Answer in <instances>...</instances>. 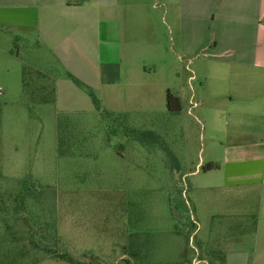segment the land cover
Returning <instances> with one entry per match:
<instances>
[{"label": "rangeland", "instance_id": "rangeland-1", "mask_svg": "<svg viewBox=\"0 0 264 264\" xmlns=\"http://www.w3.org/2000/svg\"><path fill=\"white\" fill-rule=\"evenodd\" d=\"M127 4L119 30L100 7L84 64L62 65L35 32L0 26V264H69L51 249L76 264H222L223 255L225 264H264L254 189L207 191L206 177L191 174L223 157L215 129L226 142L230 119L220 112L233 107L226 99L238 82L203 53L182 56L179 0ZM110 36L122 43L118 65L108 62ZM24 68L49 77L40 83L47 93L55 84V102L32 100ZM214 193L227 205L211 203ZM217 210L232 222L226 233L214 230Z\"/></svg>", "mask_w": 264, "mask_h": 264}, {"label": "crops", "instance_id": "crops-1", "mask_svg": "<svg viewBox=\"0 0 264 264\" xmlns=\"http://www.w3.org/2000/svg\"><path fill=\"white\" fill-rule=\"evenodd\" d=\"M123 1L0 0V26L21 33L35 32L37 46L50 50L62 65L84 64L90 58L86 47L91 40L99 39L95 35L99 36L102 24L100 7L109 6V29L119 30L129 7L127 0ZM179 24L182 56L192 59L203 53L206 58L227 66L229 74L233 73L227 80L239 85L237 93L227 95L226 100L233 107L220 112L221 121L223 115L230 119L226 123L230 125L225 131L226 142L220 135L223 127L215 129V140L224 147L223 157L213 155L208 164H216L218 169L204 172L201 170L204 163L200 162L191 174L206 177L205 184L199 187L207 191L254 189L258 196L257 234L259 218L264 214V74L251 76L240 74L239 70L248 67L264 72V0H179ZM109 41L107 44L112 47L107 52L108 62L118 65L122 60L121 40L110 36ZM101 61L100 53L99 61L92 64ZM179 101L175 106L178 111ZM202 105L208 106V101L204 100ZM228 165L231 183L224 178ZM209 200L220 207L227 199L214 193ZM225 213L217 210L209 215L216 220L214 230L221 233H226L232 224ZM195 224L200 232L201 225L196 221Z\"/></svg>", "mask_w": 264, "mask_h": 264}, {"label": "trees", "instance_id": "trees-1", "mask_svg": "<svg viewBox=\"0 0 264 264\" xmlns=\"http://www.w3.org/2000/svg\"><path fill=\"white\" fill-rule=\"evenodd\" d=\"M49 77L41 72L29 69V68H24L23 73H22V82H23V88L24 91L30 95L32 100L34 102H41V103H49V102H55V92H56V87L55 84L54 86L51 87V90L49 93H47V86L43 85L40 83L41 80H46ZM79 86H83L81 83H77ZM84 87V86H83ZM170 96V94H169ZM171 97V96H170ZM177 104V103H176ZM173 111H178L174 106L171 108ZM61 128V126H60ZM62 131V128L60 129ZM63 131H62V137H60L59 143L62 144L60 147H64V142L65 139L63 138ZM218 165L216 164H207L202 166V171L208 172L214 169H218ZM53 250V251H52ZM55 249H51L49 252L54 253V258L59 259V260H64L67 261L69 264H76L77 262L68 254H59L55 252ZM223 261L222 264H225V259L224 255L222 256ZM252 264H261V263H252Z\"/></svg>", "mask_w": 264, "mask_h": 264}, {"label": "built area", "instance_id": "built-area-1", "mask_svg": "<svg viewBox=\"0 0 264 264\" xmlns=\"http://www.w3.org/2000/svg\"><path fill=\"white\" fill-rule=\"evenodd\" d=\"M3 95V88L0 87V96Z\"/></svg>", "mask_w": 264, "mask_h": 264}, {"label": "water", "instance_id": "water-1", "mask_svg": "<svg viewBox=\"0 0 264 264\" xmlns=\"http://www.w3.org/2000/svg\"><path fill=\"white\" fill-rule=\"evenodd\" d=\"M173 212L175 213V207H173ZM176 217L180 218L179 215L175 213Z\"/></svg>", "mask_w": 264, "mask_h": 264}]
</instances>
